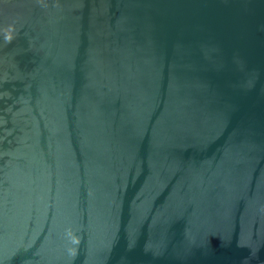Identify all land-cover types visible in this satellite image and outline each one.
<instances>
[{"label": "water", "instance_id": "water-1", "mask_svg": "<svg viewBox=\"0 0 264 264\" xmlns=\"http://www.w3.org/2000/svg\"><path fill=\"white\" fill-rule=\"evenodd\" d=\"M0 264H264V0H0Z\"/></svg>", "mask_w": 264, "mask_h": 264}]
</instances>
